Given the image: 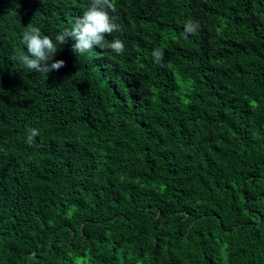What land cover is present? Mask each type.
Returning <instances> with one entry per match:
<instances>
[{"label":"trees","instance_id":"16d2710c","mask_svg":"<svg viewBox=\"0 0 264 264\" xmlns=\"http://www.w3.org/2000/svg\"><path fill=\"white\" fill-rule=\"evenodd\" d=\"M89 4L0 0V264H264V0H115L123 54L13 60Z\"/></svg>","mask_w":264,"mask_h":264},{"label":"clouds","instance_id":"9594fccd","mask_svg":"<svg viewBox=\"0 0 264 264\" xmlns=\"http://www.w3.org/2000/svg\"><path fill=\"white\" fill-rule=\"evenodd\" d=\"M116 11L115 0H90L82 16L76 18L70 28L65 27L55 36V43L50 36L43 35L39 27L28 24L21 34V43L26 47V52L17 49L13 60L33 72L47 76L53 70L65 66V61L53 60L58 46L69 40L74 41L72 51L75 54L83 55L97 46L110 48L118 55L123 54L125 45L121 39L115 38L111 42L106 40V36L122 30L121 25L116 23L117 18L111 15ZM198 29L199 23L196 21L188 20L184 24L185 34H195ZM152 57L155 63L160 64L163 60L162 50H153ZM39 135V129L29 128L25 142L31 146Z\"/></svg>","mask_w":264,"mask_h":264}]
</instances>
